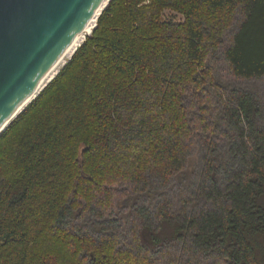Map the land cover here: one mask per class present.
Wrapping results in <instances>:
<instances>
[{
  "label": "trees",
  "instance_id": "trees-1",
  "mask_svg": "<svg viewBox=\"0 0 264 264\" xmlns=\"http://www.w3.org/2000/svg\"><path fill=\"white\" fill-rule=\"evenodd\" d=\"M260 85L264 0H110L0 136V264H264Z\"/></svg>",
  "mask_w": 264,
  "mask_h": 264
},
{
  "label": "water",
  "instance_id": "water-1",
  "mask_svg": "<svg viewBox=\"0 0 264 264\" xmlns=\"http://www.w3.org/2000/svg\"><path fill=\"white\" fill-rule=\"evenodd\" d=\"M105 0H0V136Z\"/></svg>",
  "mask_w": 264,
  "mask_h": 264
},
{
  "label": "bare ground",
  "instance_id": "bare-ground-1",
  "mask_svg": "<svg viewBox=\"0 0 264 264\" xmlns=\"http://www.w3.org/2000/svg\"><path fill=\"white\" fill-rule=\"evenodd\" d=\"M110 0H105L103 4L101 5L99 11L96 13V15L90 20L89 24L86 26V28L83 30V32L80 34L79 38L76 40L74 45L70 48V50L60 59V61L54 66L52 71L50 72L49 77L46 80V83H50L55 77L58 69L63 65L64 61L66 63V60L69 59L74 55V53L77 51V49L81 46L85 38L89 35H91L93 28H95V24L103 10L107 7ZM64 63V64H65ZM36 99V97L32 98L30 100V103L33 102ZM29 105V103H28Z\"/></svg>",
  "mask_w": 264,
  "mask_h": 264
},
{
  "label": "rangeland",
  "instance_id": "rangeland-1",
  "mask_svg": "<svg viewBox=\"0 0 264 264\" xmlns=\"http://www.w3.org/2000/svg\"><path fill=\"white\" fill-rule=\"evenodd\" d=\"M163 15V20L165 22H172V23H182L184 21V17L183 15L181 14H177L176 12L174 11H164L162 13ZM96 25V24H95ZM73 57V56H72ZM72 57H70L69 59L66 60V63L64 61L63 65H61V67L58 69L57 73H56V76L59 74V72L62 71V69L67 65V63L72 59ZM48 84H46L47 86ZM258 89L261 90V91H264V86L263 85H260L258 86Z\"/></svg>",
  "mask_w": 264,
  "mask_h": 264
}]
</instances>
